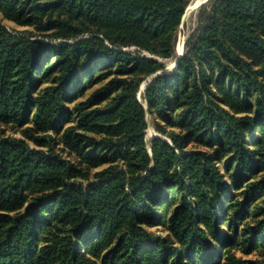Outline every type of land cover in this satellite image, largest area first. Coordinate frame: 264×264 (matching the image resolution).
I'll use <instances>...</instances> for the list:
<instances>
[{"label":"trees","instance_id":"1","mask_svg":"<svg viewBox=\"0 0 264 264\" xmlns=\"http://www.w3.org/2000/svg\"><path fill=\"white\" fill-rule=\"evenodd\" d=\"M188 2L0 0V264H264V0Z\"/></svg>","mask_w":264,"mask_h":264},{"label":"rangeland","instance_id":"2","mask_svg":"<svg viewBox=\"0 0 264 264\" xmlns=\"http://www.w3.org/2000/svg\"><path fill=\"white\" fill-rule=\"evenodd\" d=\"M200 8H201V6L197 7V9H195L193 11H190V12H187L186 9H185V11H184L185 13L182 16L181 23H180V25H179V27L177 29V33H176V40H175V47H174V56L161 60L166 65V68L168 70H171V69L175 70L174 60H175L176 56L178 55V52H176V47H177L178 44L181 43L182 52L184 51V42H185L186 37L197 26L198 14H199ZM3 23L14 34L25 35L26 37H29L31 39L49 41L48 37H46L44 34L38 32L33 27H30V26H19L16 23H14L12 21H9V20H3ZM123 49L134 51L136 48L134 46H131V47L123 48ZM142 53L145 54V55L152 56V55H150L147 52H142ZM48 61L52 62L53 60L51 58H49ZM142 85L143 84H141L140 89H139V91L137 93V96H138L139 100L142 102V104L146 105L145 101L141 97ZM91 90H92V88H89L86 91L87 92L86 94L91 92ZM146 120H147V129H146V133H145V139H146L147 142H149L153 136L160 135V134L154 128L155 127L154 115L150 114L149 112H147L146 113ZM1 134H3L4 136L14 135L16 137H20V133H16V131H14L10 127L4 126V125H0V135ZM163 137H165V136H163ZM190 147H195V145H191ZM218 160H219L218 166H219V168H222L223 167L222 166V163H223L222 159L219 158ZM157 232L163 234V232H161V231H157Z\"/></svg>","mask_w":264,"mask_h":264},{"label":"bare ground","instance_id":"3","mask_svg":"<svg viewBox=\"0 0 264 264\" xmlns=\"http://www.w3.org/2000/svg\"><path fill=\"white\" fill-rule=\"evenodd\" d=\"M199 1L200 0H189V2H188V4H187V6H186V11L187 12H190V11H193V10H195V9H197V5H198V3H199ZM185 13V12H184ZM194 14V13H193ZM186 18V17H185ZM180 37V36H179ZM176 52H181L182 51V48H181V43L180 44H178L177 45V47H176ZM172 70V69H171ZM144 83V82H143Z\"/></svg>","mask_w":264,"mask_h":264},{"label":"water","instance_id":"4","mask_svg":"<svg viewBox=\"0 0 264 264\" xmlns=\"http://www.w3.org/2000/svg\"><path fill=\"white\" fill-rule=\"evenodd\" d=\"M208 0H200L199 3H198V7L201 6L202 4L206 3ZM177 51V50H176ZM183 54V52H179L178 55L176 56L175 60H174V66H176V63H177V60L179 59V57ZM149 81V78L147 80L144 81V83H142V92L145 91L146 89V85H147V82ZM139 99V98H138ZM143 105V104H142ZM145 108H146V105H143ZM149 151H151V148L149 147Z\"/></svg>","mask_w":264,"mask_h":264}]
</instances>
